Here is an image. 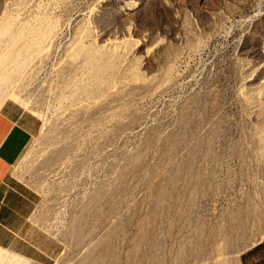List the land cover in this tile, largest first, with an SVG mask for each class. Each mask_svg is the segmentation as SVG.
I'll return each mask as SVG.
<instances>
[{"label": "rangeland", "instance_id": "374dc122", "mask_svg": "<svg viewBox=\"0 0 264 264\" xmlns=\"http://www.w3.org/2000/svg\"><path fill=\"white\" fill-rule=\"evenodd\" d=\"M5 102L48 264H264V0H0Z\"/></svg>", "mask_w": 264, "mask_h": 264}, {"label": "crops", "instance_id": "0c3cea01", "mask_svg": "<svg viewBox=\"0 0 264 264\" xmlns=\"http://www.w3.org/2000/svg\"><path fill=\"white\" fill-rule=\"evenodd\" d=\"M37 123L14 102L0 107V247L48 264L53 261V236L38 227L37 193L14 173Z\"/></svg>", "mask_w": 264, "mask_h": 264}, {"label": "trees", "instance_id": "16d2710c", "mask_svg": "<svg viewBox=\"0 0 264 264\" xmlns=\"http://www.w3.org/2000/svg\"><path fill=\"white\" fill-rule=\"evenodd\" d=\"M260 246H262V245H258V246H256L255 249H257V248L260 247Z\"/></svg>", "mask_w": 264, "mask_h": 264}, {"label": "water", "instance_id": "95a60500", "mask_svg": "<svg viewBox=\"0 0 264 264\" xmlns=\"http://www.w3.org/2000/svg\"><path fill=\"white\" fill-rule=\"evenodd\" d=\"M251 246H255V244L254 245H251Z\"/></svg>", "mask_w": 264, "mask_h": 264}]
</instances>
